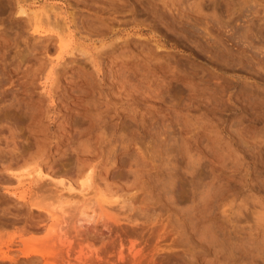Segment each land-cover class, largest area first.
<instances>
[{
    "label": "rangeland",
    "instance_id": "obj_1",
    "mask_svg": "<svg viewBox=\"0 0 264 264\" xmlns=\"http://www.w3.org/2000/svg\"><path fill=\"white\" fill-rule=\"evenodd\" d=\"M0 264H264V0H0Z\"/></svg>",
    "mask_w": 264,
    "mask_h": 264
},
{
    "label": "bare ground",
    "instance_id": "obj_2",
    "mask_svg": "<svg viewBox=\"0 0 264 264\" xmlns=\"http://www.w3.org/2000/svg\"><path fill=\"white\" fill-rule=\"evenodd\" d=\"M21 13H22V14H25L26 12H25V10H22ZM36 17H38V16H36ZM87 169H88V168H87ZM25 170H27V169H25ZM91 170H92V169H91ZM91 170H90V169L86 170L87 172L85 171V172H86L85 176H84V174H82V175L84 176V177L81 179V182H80L82 188H83V187H86V186H87V187L90 186V184H91V172H92ZM85 172H84V173H85ZM36 173H37L39 176H40L41 174H45V173H43V172L41 171L40 168L37 169ZM45 175H46V174H45ZM80 176H81V175H80ZM43 177H44V175H43ZM28 178H30V179H34V178H35V179H36L35 175L32 174V173H29V174L27 175V178H26V179H28ZM44 178H45V177H44ZM35 179H34V180H35ZM47 179H48V178H47ZM36 180H37V179H36ZM60 182H61V181H60ZM55 184H56V183H55ZM59 184H60L61 187L63 188V189H62V188L60 187L62 190H64L65 188H66V189L68 188V189H70V190L73 189V187H72L70 184H69V185H64L63 183H59ZM59 184L57 183L56 185H59ZM57 192H58V190H57ZM56 195H57V193L54 195L55 198H58V197H59L58 200H57L58 203H57V204H54V203L52 202L53 205L51 206L52 203L50 202V203H51V204H50L51 207L49 206V208L52 209V210H50V211H53V212H54V210H55V211L57 210V211H59V212L62 213V214H63V213L67 214L66 211L64 212V210H65L64 207L66 208V206H64V203H63V200H62V197H61V196L63 195V192H62L61 194L57 195L58 197H57ZM63 197H64V196H63ZM113 199H117V198L114 197ZM64 202H65V201H64ZM115 202H116V201H115ZM38 203H39V202H36V203L33 202L32 204H38ZM55 203H56V202H55ZM39 204H41V203H39ZM39 204H38V206H36V207H40ZM43 204H45V203H43ZM43 204H41V205H43ZM71 204H74V202H71ZM45 205H49V203H47V204H45ZM45 205H43V206H45ZM67 205H69V204H67ZM46 207L48 208V206H46ZM42 208H43V207H42ZM82 209H83V208H82ZM44 212H45V211H44ZM83 212H84V211H83ZM85 212L87 213V211H85ZM85 212H84V213H85ZM86 213H85V214L80 213V214H81V217H83V218H84V217H85V218H90V217H92V215H93V214H92V215L89 217V216H88V215H89V212H88V214H86ZM62 214H61V215H62ZM63 216H64V214H63ZM63 216H62V218H63ZM65 216H66V215H65ZM93 216H94V215H93ZM39 256H40V255H39Z\"/></svg>",
    "mask_w": 264,
    "mask_h": 264
}]
</instances>
